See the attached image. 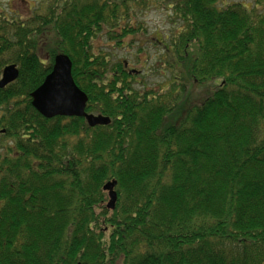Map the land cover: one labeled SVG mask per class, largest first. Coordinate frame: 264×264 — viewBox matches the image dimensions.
I'll use <instances>...</instances> for the list:
<instances>
[{
    "label": "trees",
    "instance_id": "1",
    "mask_svg": "<svg viewBox=\"0 0 264 264\" xmlns=\"http://www.w3.org/2000/svg\"><path fill=\"white\" fill-rule=\"evenodd\" d=\"M146 1L0 7V74L18 68L0 87V264H264V0L160 2L178 24L163 44L179 79L162 90L93 48L138 33ZM59 53L108 124L32 106ZM207 80L218 87L169 123Z\"/></svg>",
    "mask_w": 264,
    "mask_h": 264
},
{
    "label": "rangeland",
    "instance_id": "2",
    "mask_svg": "<svg viewBox=\"0 0 264 264\" xmlns=\"http://www.w3.org/2000/svg\"><path fill=\"white\" fill-rule=\"evenodd\" d=\"M39 1L0 0V7L8 17L11 15L24 19L32 15L33 10L39 6ZM146 2L143 6H137L134 9L132 22L141 26L138 33L127 36L120 43L98 35L93 41V48L96 53L106 54L112 62L125 60L128 68L136 70V72H132L135 78V80L133 78L135 88L140 89L143 84L150 89L162 90L169 81L177 82L179 79L176 74L173 78V70L167 62L170 60L169 53L163 44V42L169 43L170 36L178 24L172 20L171 9L160 3L166 2V0H147ZM231 2H241L250 6V2L253 0H223L220 4ZM46 57V55H42L45 60ZM170 61L173 62V60ZM218 85V80H207L196 84L194 90L189 92L184 104L173 111V116L168 117L169 123L177 124L189 106L196 102H202Z\"/></svg>",
    "mask_w": 264,
    "mask_h": 264
},
{
    "label": "water",
    "instance_id": "3",
    "mask_svg": "<svg viewBox=\"0 0 264 264\" xmlns=\"http://www.w3.org/2000/svg\"><path fill=\"white\" fill-rule=\"evenodd\" d=\"M71 69L72 63L69 56L63 53L57 54L53 59L51 71L30 94L32 106L47 118L55 115L77 116L84 117L90 126L108 124L110 119L107 116L85 111L87 96L74 82ZM17 76L16 65H6L1 71L0 87L14 81ZM0 132L3 133L4 130ZM115 183L112 180L103 185V189L108 193L106 206L109 209L115 207L117 199Z\"/></svg>",
    "mask_w": 264,
    "mask_h": 264
},
{
    "label": "flooded vegetation",
    "instance_id": "4",
    "mask_svg": "<svg viewBox=\"0 0 264 264\" xmlns=\"http://www.w3.org/2000/svg\"><path fill=\"white\" fill-rule=\"evenodd\" d=\"M126 66V65H125Z\"/></svg>",
    "mask_w": 264,
    "mask_h": 264
}]
</instances>
